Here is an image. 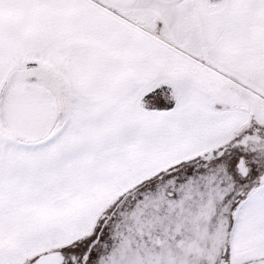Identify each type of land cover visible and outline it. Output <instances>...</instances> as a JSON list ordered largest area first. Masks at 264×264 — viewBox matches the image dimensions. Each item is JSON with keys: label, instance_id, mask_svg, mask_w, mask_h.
I'll return each mask as SVG.
<instances>
[{"label": "snow or ice", "instance_id": "obj_1", "mask_svg": "<svg viewBox=\"0 0 264 264\" xmlns=\"http://www.w3.org/2000/svg\"><path fill=\"white\" fill-rule=\"evenodd\" d=\"M0 264H264V0H0Z\"/></svg>", "mask_w": 264, "mask_h": 264}]
</instances>
